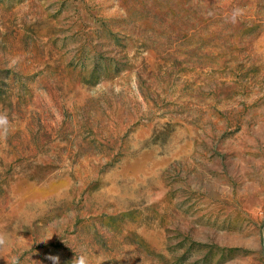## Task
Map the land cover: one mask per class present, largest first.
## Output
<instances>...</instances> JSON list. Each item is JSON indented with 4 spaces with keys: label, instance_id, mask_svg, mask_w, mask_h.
I'll use <instances>...</instances> for the list:
<instances>
[{
    "label": "rangeland",
    "instance_id": "rangeland-1",
    "mask_svg": "<svg viewBox=\"0 0 264 264\" xmlns=\"http://www.w3.org/2000/svg\"><path fill=\"white\" fill-rule=\"evenodd\" d=\"M0 264H264V0H0Z\"/></svg>",
    "mask_w": 264,
    "mask_h": 264
},
{
    "label": "clouds",
    "instance_id": "clouds-1",
    "mask_svg": "<svg viewBox=\"0 0 264 264\" xmlns=\"http://www.w3.org/2000/svg\"><path fill=\"white\" fill-rule=\"evenodd\" d=\"M7 123V117L0 115V128L6 129ZM49 259L52 261V264H59V257L51 256ZM75 264H79V261H76Z\"/></svg>",
    "mask_w": 264,
    "mask_h": 264
}]
</instances>
